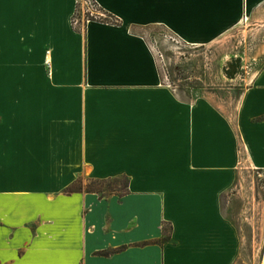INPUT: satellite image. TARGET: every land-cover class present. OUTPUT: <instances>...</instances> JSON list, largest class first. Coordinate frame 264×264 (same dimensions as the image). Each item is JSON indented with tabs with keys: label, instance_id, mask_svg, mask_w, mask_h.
<instances>
[{
	"label": "crops",
	"instance_id": "1",
	"mask_svg": "<svg viewBox=\"0 0 264 264\" xmlns=\"http://www.w3.org/2000/svg\"><path fill=\"white\" fill-rule=\"evenodd\" d=\"M78 1L0 0V264H237L227 208L242 166L264 172V67L231 117L165 84L143 31L263 36L264 0H93L121 25L75 28Z\"/></svg>",
	"mask_w": 264,
	"mask_h": 264
},
{
	"label": "rangeland",
	"instance_id": "2",
	"mask_svg": "<svg viewBox=\"0 0 264 264\" xmlns=\"http://www.w3.org/2000/svg\"><path fill=\"white\" fill-rule=\"evenodd\" d=\"M84 10L81 4L79 17H83ZM143 34L156 55L165 84L170 85L181 99L207 98L231 117H235L243 92L264 67V35L252 29H236L217 43L200 48L177 44L172 39L175 36L161 27L147 28ZM241 169L237 185L241 194L227 208L243 240L237 264H261L264 172L246 166ZM126 182L121 179L108 187L105 185L103 192L108 194L110 187L120 195Z\"/></svg>",
	"mask_w": 264,
	"mask_h": 264
},
{
	"label": "trees",
	"instance_id": "3",
	"mask_svg": "<svg viewBox=\"0 0 264 264\" xmlns=\"http://www.w3.org/2000/svg\"><path fill=\"white\" fill-rule=\"evenodd\" d=\"M101 11L105 15V18H101V19L90 18V20L93 21V22H100V23H105V24H110V25H116V26L121 25V21L118 18H116L112 14H109V13L105 12L102 9H101ZM116 181L118 182L119 180H104V181L92 180L85 187V190L87 192H99V193H103V189H102L103 186L107 185V187H108L110 183L116 182ZM126 181L127 182H126L124 191L122 193L123 195L127 193L128 180H126ZM82 191H84V187H83L82 181L79 180L73 186L69 187L65 191V193L70 195V194H72L74 192H82ZM109 193H115V191L112 190V188L109 187Z\"/></svg>",
	"mask_w": 264,
	"mask_h": 264
},
{
	"label": "built area",
	"instance_id": "4",
	"mask_svg": "<svg viewBox=\"0 0 264 264\" xmlns=\"http://www.w3.org/2000/svg\"><path fill=\"white\" fill-rule=\"evenodd\" d=\"M81 4L85 8L83 17L78 16L79 7L81 6ZM90 18L101 19V18H105V15L101 11V8L99 7V5L96 2H94L93 0H79L77 11H76V14H75V17L73 20V26L75 28H77L78 26L81 25V23L83 24V22L88 23L91 21ZM172 39L177 44H180V41L176 37L172 38Z\"/></svg>",
	"mask_w": 264,
	"mask_h": 264
}]
</instances>
